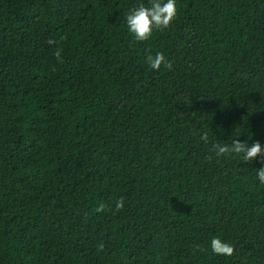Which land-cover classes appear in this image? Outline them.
<instances>
[{
	"label": "trees",
	"instance_id": "obj_1",
	"mask_svg": "<svg viewBox=\"0 0 264 264\" xmlns=\"http://www.w3.org/2000/svg\"><path fill=\"white\" fill-rule=\"evenodd\" d=\"M141 3L0 0V264H264V156L211 151L264 149V0H176L136 42Z\"/></svg>",
	"mask_w": 264,
	"mask_h": 264
},
{
	"label": "clouds",
	"instance_id": "obj_2",
	"mask_svg": "<svg viewBox=\"0 0 264 264\" xmlns=\"http://www.w3.org/2000/svg\"><path fill=\"white\" fill-rule=\"evenodd\" d=\"M177 15L176 0H148V5L144 3L139 4L134 9H130L126 15L128 31L133 35L136 42L148 41L155 30L163 32L167 29ZM65 36H60L59 39L50 38L46 41L47 44L55 46L54 53L58 63H63L61 41L65 40ZM146 63L151 70L160 71L162 67L171 70L172 62L166 59L162 52H157L154 56L148 55ZM201 140L208 142V135L204 133ZM217 158L235 154L241 157L244 162L254 161L258 156H264V149L259 142H255L251 147L246 142L240 140H233L228 144L214 143L211 149ZM209 160L212 157H208ZM264 163V161H262ZM257 176L261 184H264V167L257 170ZM125 198L120 197L115 201V212H119L124 208ZM106 210L105 204H99L95 211L104 212ZM115 214V213H113ZM211 249L214 255L231 257L234 254V245L225 242L220 237H213L210 241ZM104 244L100 243L97 246V252L104 251ZM198 247V246H197Z\"/></svg>",
	"mask_w": 264,
	"mask_h": 264
}]
</instances>
